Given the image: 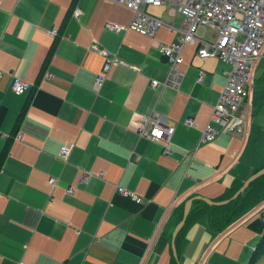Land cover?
Returning <instances> with one entry per match:
<instances>
[{"label":"crops","instance_id":"0c3cea01","mask_svg":"<svg viewBox=\"0 0 264 264\" xmlns=\"http://www.w3.org/2000/svg\"><path fill=\"white\" fill-rule=\"evenodd\" d=\"M146 11L180 28L166 7ZM130 18L110 0H0V264H171L178 206L195 196L218 202L264 168L263 101L244 102L240 136L219 133L201 144L229 66L199 60L186 45L177 89L154 90L150 81L167 76L158 47L180 35L104 28ZM90 48L115 57L99 87L103 64ZM13 78L29 84L22 96L11 92ZM147 117L173 128L166 143L136 134ZM253 218H234L216 235L207 215L193 221L180 235L178 263L247 264L262 239Z\"/></svg>","mask_w":264,"mask_h":264},{"label":"built area","instance_id":"2783aa9c","mask_svg":"<svg viewBox=\"0 0 264 264\" xmlns=\"http://www.w3.org/2000/svg\"><path fill=\"white\" fill-rule=\"evenodd\" d=\"M115 5L131 11L130 24L126 26L107 23L104 25L110 32H134L140 36L153 38L158 30L164 27L170 34L179 33L168 45L159 46L158 54L166 61V78L163 82L150 81L152 89L162 87L166 89H177L184 75L179 70L183 63L181 50L186 45L194 47V57L197 59L220 60L229 66L224 88L220 91L217 102L211 108L210 116L204 130L201 133V144H211L217 134H236L240 136L244 131L247 113L244 102H246V89L250 80V69L255 61L263 55L264 48V0H110ZM150 7H166L167 11L176 12L181 18L180 28L165 24L163 20L150 16L146 11ZM77 13H73L75 18ZM206 28L212 33L206 41L198 37L197 31ZM55 29L48 32L50 38L56 37ZM101 57L102 67L99 76L94 80L95 87H99L105 80L110 68L116 65L115 57L110 51L99 52L96 48H90ZM198 77L197 83L200 82ZM11 91L16 96L30 88L25 81L13 78ZM191 124L190 120L184 121L185 126ZM137 135L154 144L166 143V139L174 133L173 128L162 124L158 119L147 117L136 128ZM15 140L21 136L15 134ZM164 148V147H163ZM70 147L60 151V158L65 159ZM49 186H55V180L48 182ZM72 188L66 194L71 193ZM116 194L127 197L138 203L140 200L123 188L116 189ZM254 218L264 223V204Z\"/></svg>","mask_w":264,"mask_h":264},{"label":"trees","instance_id":"16d2710c","mask_svg":"<svg viewBox=\"0 0 264 264\" xmlns=\"http://www.w3.org/2000/svg\"><path fill=\"white\" fill-rule=\"evenodd\" d=\"M57 37V34H56ZM54 37V38H56ZM23 111L20 113L18 120L21 118ZM256 173V172H255ZM241 185L234 183L229 190L223 193L221 196L222 199L219 201H227L233 197V194L240 189ZM216 202V203H219ZM264 204V176L259 177L258 180H255L250 185L246 187V190L243 192L241 197L234 199L232 202L227 204L226 206H219L218 208H214L212 206H207L199 203L198 201L192 202L190 213L186 218L184 227L179 231V234L176 237V242H174L175 251L177 253V263L171 257V264H179L178 263V243L180 242L181 233L188 228L192 224L193 221L199 220L204 216H208V230L212 235L219 234L225 228L230 226V223L234 218H243L247 217L251 213L257 212L261 205ZM182 205H179L177 208V212L179 218L182 214ZM251 226L255 232L258 234L262 233V239L257 243L254 252L249 257L247 264H255L264 254V223L263 222H252Z\"/></svg>","mask_w":264,"mask_h":264},{"label":"water","instance_id":"95a60500","mask_svg":"<svg viewBox=\"0 0 264 264\" xmlns=\"http://www.w3.org/2000/svg\"><path fill=\"white\" fill-rule=\"evenodd\" d=\"M261 176H264V168L260 169L259 171H257L253 175L249 176L246 179L245 183L243 185H241L240 189H238L233 194V197L230 200H227V201L223 200V201H219V203H216V202H212L209 199H201V198H198L197 196H195V197H192L189 201H186L185 203H183L182 214H181L179 223H178L176 229H174V231L172 232V234L170 236V240H172L170 242V252L172 253V259L174 261H176V263H177V253L175 251L174 242H176L175 239H176L177 235L179 234V231L184 227L186 218L190 213L189 210L191 208L192 202L198 201L199 203H201L203 205L212 206L214 208H218L219 206H223V205L226 206L227 204L232 202L234 199L241 197L243 192L246 190V187L248 185H250L252 182L254 183V181L258 180L259 177H261Z\"/></svg>","mask_w":264,"mask_h":264},{"label":"rangeland","instance_id":"374dc122","mask_svg":"<svg viewBox=\"0 0 264 264\" xmlns=\"http://www.w3.org/2000/svg\"><path fill=\"white\" fill-rule=\"evenodd\" d=\"M204 30H205L207 35H203L202 38H204V39L207 38L206 40H209L210 36H212V35H210V32H208L206 29H204ZM197 32L200 33V29ZM262 56H264V48H263V55ZM250 72H251L250 81H249L250 82V84H249L250 89H248L249 87L246 89V98H245L246 104L249 105V102L254 103L256 101V99L260 102L263 101V103H264V97H263V93H262L263 89H258L262 86L264 87V57L255 61L253 67L250 69ZM253 83L256 85V87L253 86ZM261 90H262V92H261ZM247 105L245 106L246 109H248ZM261 107H262L261 110L264 111V106L262 105ZM244 127H245V124H244Z\"/></svg>","mask_w":264,"mask_h":264}]
</instances>
